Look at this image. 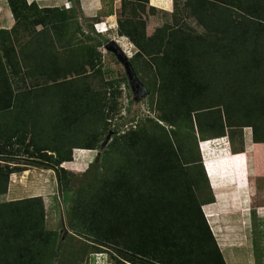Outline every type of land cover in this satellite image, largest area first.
<instances>
[{"label": "trees", "instance_id": "trees-1", "mask_svg": "<svg viewBox=\"0 0 264 264\" xmlns=\"http://www.w3.org/2000/svg\"><path fill=\"white\" fill-rule=\"evenodd\" d=\"M148 2H129L133 15L118 20V34L137 47L134 58H152L159 119L172 128L148 117L149 124L123 132L108 123L121 91L112 81L97 90L88 82L101 63L96 47L109 39L100 32L93 46L77 39L66 28L73 7L7 0L14 24L0 28V194L23 171L17 160L54 169L73 233L57 244L42 195L0 202V264H82L98 253L114 264H227L202 209L215 201L203 186L205 166L193 165L181 138H196V127L205 140L251 126L264 175V0H186L205 35L173 24L147 33L137 11ZM19 29L28 37L23 43ZM111 131L104 170L84 180L90 170L80 179L62 166L75 148L99 149Z\"/></svg>", "mask_w": 264, "mask_h": 264}, {"label": "rangeland", "instance_id": "rangeland-1", "mask_svg": "<svg viewBox=\"0 0 264 264\" xmlns=\"http://www.w3.org/2000/svg\"><path fill=\"white\" fill-rule=\"evenodd\" d=\"M45 1H41V2L44 3ZM125 1L127 7H125L126 9L124 8L122 11L121 0H95L96 5H98L99 8L98 9L99 15L95 17H83L82 20H80L79 18L80 15L78 13V9L76 7L75 1H73V4L70 2L68 4L70 6H73L74 9L69 15V17H71V20L69 21L70 23L69 26L68 27L66 26V28L68 30L71 29L73 31H77L78 34L76 35V38L82 40L83 42H85V44L92 46L96 44L97 40L100 39L97 37L98 32H100L109 39L107 42H109L111 39H114L116 43L120 46L121 50L123 51V54L130 60L132 68L142 84V89L134 88L127 74L125 65L123 64V62L120 61V59L115 54V52L106 49L105 44L98 48L96 47L95 56H94L95 60L96 61L99 60V55H98L99 52H101L102 58H101V63H99L95 71H93L89 75L88 82L91 85V88L97 90L100 88L102 81L103 82L112 81L116 86L115 88H117L118 91L119 90L121 91V93H119L117 97V103H118L117 113L114 114V117H112L111 120H108L109 128L116 127L124 132L131 128L134 129L140 124L142 125L143 123L149 124L147 120L146 121L143 120L148 117H151L154 118L155 120H159L160 123L166 125L167 129L170 130V128H172L171 125L159 119V116L161 114V111L157 106L159 102V94L157 93L156 86L149 83L150 81L151 82L154 81L157 75L156 67L152 64V58L150 56L146 57L142 55L137 58H134L133 56L138 50L137 47L134 45L133 42H131V40L128 37L120 36L118 34L119 31L118 20L119 19L126 20L127 17L133 15V12L131 11L132 5L129 3L132 0H125ZM185 2L186 0H179V2L177 3L178 6L175 9L176 11L174 13L171 11L174 9V7L171 9L155 8L156 10L153 12L150 11L148 9V5H146L145 11H141V10L137 11L138 16H140V19L145 20L146 27H149L151 33L154 32V30L159 26H162L164 24H170V25L173 24V26H182V28L185 29L187 32L190 33L194 32L199 35H205L206 28L198 21V18L196 16L192 15L189 12V10L185 7ZM49 4L50 1H47L46 5ZM0 10L2 9L0 8ZM205 11L209 13L211 11V7L206 8ZM149 12H151L152 14H150ZM107 14L115 15V18L112 19L114 21H109L108 23L106 21H103V17ZM1 18H2L1 25L10 27L11 25L14 24V18L11 17V15L9 17L6 14H4ZM151 18H155V21L151 22ZM91 24H94V28H95L94 32L91 31V27L89 26ZM95 24H97L99 30H103V32L98 31V29H96L95 27ZM28 28H31V26L27 27V29ZM20 31L21 30L19 29L18 38L20 42L23 43L25 42V40H27L28 37L26 36V34H23L22 36V31L21 33H19ZM93 48L91 49V51L94 52ZM40 79L41 77H38L36 75V77L33 80L34 82H38L40 81ZM28 81L31 82L32 79H28ZM158 83L159 82H157V84ZM44 108H46V106H44ZM48 121H49L48 126H50L51 125L50 118L48 119ZM226 130H227L226 131L227 134L222 137H226L227 139L226 141L229 143L231 152L246 150V144L248 140H251V142L253 141V133H252L253 128L251 126H243L233 129L227 128ZM228 131L232 132V134L234 135L233 140L230 139L228 135L229 133ZM196 133H197V137L194 138L191 135V138L189 139L190 142L184 141V139L182 138H181L182 140L181 142L183 143L184 151L187 154V156L189 155L191 156V161L196 160L194 161L193 165L200 166L201 169H203L202 166L204 164L200 162V159L202 158L201 143L202 141H206L212 138L203 140L202 137L199 135L197 127H196ZM208 134L209 135L206 137H210V133ZM107 136H108L107 133L103 136L104 140L102 141L101 147L99 149H96L95 151L96 153H94L92 162L88 164V167L85 169V170H90V172H88V175L85 176L84 180H87L86 177L87 176L89 177L91 173H93L95 170H104L101 167L102 166L101 154L102 151L108 147V143L111 140L109 139L107 142L106 140ZM224 140H220L218 142H213L212 144H210L212 148V153H215L216 150H219L221 152V149H225V146L223 145V143H225ZM222 145L223 147H221ZM98 151H101L100 156L97 155ZM74 152L75 149H73V160L75 159ZM26 160L25 162H28ZM213 160L216 162V159ZM204 161L207 166L206 160ZM17 162H19L18 164L20 166V164L23 161L17 160ZM68 169L74 171L75 178L78 177L82 179L85 170H72L69 167ZM38 171L39 172L33 170L28 172L27 175L21 179V182L26 184L35 183V182L43 183L42 180L44 178L45 180L46 179L52 180L49 186L51 184L54 185V190L31 191V193L27 191L22 193V195L19 194L15 196H10L9 193L8 194L4 193V194H0V202L11 200L9 198L28 197L27 195L29 194H38V193L45 194L46 198L44 197L45 198L44 201L46 207V227L47 229L53 230L57 233V244H59L62 241V239L65 240V237L68 236V233H73L68 229L67 226L65 210H64L65 201L63 200V195L61 194L59 187L57 188V185L55 183V181H58L56 180L57 175L56 174L54 175L55 171L54 170H38ZM206 178H207V182L204 178L203 186L206 187V189H208L207 186H209V188L213 191L207 174H206ZM16 182H17L16 177H14L11 174L8 184V191L12 188V185ZM251 182L255 187V191L253 194L254 197L252 198L254 199L252 201V206L251 207L248 206L246 208L244 207L243 211H233V212L231 211L232 213L223 217L221 221L222 223L229 224L230 227L228 233L230 234H235V235L237 234L238 236L239 235L244 236L245 234L250 232L254 240L253 242H255L256 244V248H255L256 257L258 259H261L264 253V242H263L264 217L255 216L254 211L256 212V210H259V212L260 213L262 212L263 214L262 213L261 214L264 215V208L260 206V203L262 202L264 195V182L263 180L258 179L257 176H253ZM11 190L13 191L14 189L12 188ZM207 193L208 192H206L203 196H206ZM202 209L204 211V206H202ZM230 210L232 209H228V211ZM251 210H253L252 214H251ZM204 213L207 217L210 212L204 211ZM245 215H247L246 218H244ZM209 224L212 229V224L210 222ZM78 245H82V244L79 243ZM71 248L72 247H70V249ZM259 253L262 254H260L259 256ZM66 254L68 253L66 252ZM80 262H82V264H114L110 259L109 253H98L93 258L92 256L91 258H88L86 255L83 261ZM242 264H251V262H249L248 259H244L242 261Z\"/></svg>", "mask_w": 264, "mask_h": 264}, {"label": "crops", "instance_id": "crops-1", "mask_svg": "<svg viewBox=\"0 0 264 264\" xmlns=\"http://www.w3.org/2000/svg\"><path fill=\"white\" fill-rule=\"evenodd\" d=\"M34 1L37 2V4L41 8L60 7L64 8V10H70L73 7H67L65 5L66 3L70 2L73 4V0H27L29 5ZM41 1L45 2L42 3ZM47 1H50L49 5H46ZM79 2V4H76V7L80 15V20H82L83 17H95L99 15V8L98 5H96L95 0H79ZM147 5L148 9H150L151 6L158 9H171L174 7V2L173 0H149ZM0 8L2 9L0 10V18L4 14L9 17L11 15L12 17V13L8 7L7 0H0ZM173 10L171 11L173 12ZM149 13L152 14L151 12ZM114 18L115 15L107 14L103 17V21H106L108 23L109 21H114L112 20ZM154 21L155 18H151V22ZM1 23L2 18L0 19V28H10L12 26H4L1 25ZM37 28L41 29V25ZM146 31L147 33L151 32L149 30V27H146ZM62 33L64 34L65 32L63 31ZM64 38L65 36L63 37V39ZM60 41L62 40L60 39ZM44 77H47V75H44ZM220 140L225 141V143H223L225 149H221V152L219 150H216L215 153H212L210 144H212L213 142H218ZM226 140V137L212 138L206 141H202L201 143L202 158L203 160H206L208 166V168L206 166L205 170L215 197L214 202L203 205L204 211L210 212L207 216L208 221L212 224L213 233L214 235H216L217 242L227 264H242V261L244 259H248L251 264H264V253L261 259H258L256 257V244L255 242H253L254 240L251 236L252 234L250 232H246L247 234H245L244 236L230 234L228 233L230 227L229 224L222 223L221 221L223 217L229 215L233 211H243L244 207L246 208L248 206H252V201L254 200L252 198L254 197L253 194L255 191V187L251 182L253 176H257L258 179L263 180L264 182V175L260 174V172L262 171L261 148L259 145H255L254 141L251 142V140H248L246 144V150L231 152L229 143ZM223 145L221 147H223ZM95 151V149L75 148V159L72 161L63 162L62 166L66 168L69 167L72 170H85L88 167V164L92 162L94 153H96ZM213 159H216V162ZM20 166H22L24 169L23 171L12 173V175L16 177L17 182L12 185V188L14 190L12 191L11 188L7 192V194L9 193L10 196H15L19 194L22 195V193L27 191L31 193V191L54 190V185L51 184L49 186L52 180H45L44 178L42 180L43 183L35 182L26 184L21 182V179L24 178L30 171L36 170L37 172H39L38 170L54 169L46 168L43 165H37V163H33L31 165L21 163ZM55 183L58 188L57 181H55ZM32 195H42L46 198V195L41 193L29 194L27 196ZM260 206L264 208V195ZM228 209L232 210L228 211ZM252 211L253 210H251V214ZM261 213L259 212V210H256V212L254 211L255 216L264 217V215H262L263 213ZM246 217L247 215H245L244 218ZM260 254L262 253H259V256Z\"/></svg>", "mask_w": 264, "mask_h": 264}, {"label": "water", "instance_id": "water-1", "mask_svg": "<svg viewBox=\"0 0 264 264\" xmlns=\"http://www.w3.org/2000/svg\"><path fill=\"white\" fill-rule=\"evenodd\" d=\"M105 48L115 52V54L118 56L120 61L123 62V64L126 67L127 74L129 76V79L133 87L142 89V84L139 81V78L137 77L135 71L133 70L130 60L123 54V51L121 50L120 46L116 43V41L114 39H111L109 42H107V44H105ZM112 133L113 131H111L108 134L106 138L107 142L109 139H111ZM100 154H101V151H98L97 155L100 156Z\"/></svg>", "mask_w": 264, "mask_h": 264}, {"label": "built area", "instance_id": "built-area-1", "mask_svg": "<svg viewBox=\"0 0 264 264\" xmlns=\"http://www.w3.org/2000/svg\"><path fill=\"white\" fill-rule=\"evenodd\" d=\"M66 5H67V6H69V4H68V3H66ZM95 27H96V29H98V31H101V32H103V30H99V28H98L97 24H95Z\"/></svg>", "mask_w": 264, "mask_h": 264}, {"label": "clouds", "instance_id": "clouds-1", "mask_svg": "<svg viewBox=\"0 0 264 264\" xmlns=\"http://www.w3.org/2000/svg\"><path fill=\"white\" fill-rule=\"evenodd\" d=\"M203 164H204V166H205V168H206V164H205V161L203 160ZM207 174V173H206Z\"/></svg>", "mask_w": 264, "mask_h": 264}]
</instances>
